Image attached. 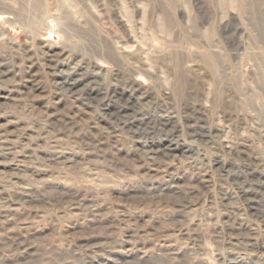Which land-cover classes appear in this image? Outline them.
Listing matches in <instances>:
<instances>
[{"label":"rangeland","instance_id":"374dc122","mask_svg":"<svg viewBox=\"0 0 264 264\" xmlns=\"http://www.w3.org/2000/svg\"><path fill=\"white\" fill-rule=\"evenodd\" d=\"M0 264H264V0H0Z\"/></svg>","mask_w":264,"mask_h":264},{"label":"bare ground","instance_id":"6f19581e","mask_svg":"<svg viewBox=\"0 0 264 264\" xmlns=\"http://www.w3.org/2000/svg\"><path fill=\"white\" fill-rule=\"evenodd\" d=\"M58 85L60 87V89H62L63 91H67V92H72L74 90H76V86L74 84H76V80L74 79H71L69 81L67 80H64V79H60L58 80ZM78 91V89L76 90ZM88 95V93H87ZM91 95V94H90ZM116 97V96H115ZM136 97V96H135ZM122 98V97H121ZM87 99V98H86ZM117 99V98H116ZM120 99V98H119ZM134 102L132 101V95L131 93L128 94V97L126 99L123 100V103H121V105H130L132 110L136 109V106L138 105V100H136V98H134ZM138 99V98H137ZM88 102L91 104L93 99L91 98V96H88ZM118 101V100H117ZM115 102V101H114ZM130 103V104H128ZM120 105V104H118ZM128 107V106H127ZM116 111V110H115ZM114 110H111V109H104L103 111V116L107 119H109L114 125L116 126H123V128H125L128 132H131V133H134L135 135H137L138 131L137 128L136 129H133L132 126H145V125H141V124H136L135 121H132V120H127V121H124L125 117L122 116L121 118V114L115 112ZM127 111V110H126ZM133 113V112H132ZM136 113V112H135ZM127 116V115H126ZM134 117V116H133ZM156 118V117H155ZM130 119V118H129ZM133 119V118H132ZM149 119V118H148ZM170 120L169 124H168V121ZM132 121L131 124H129V122ZM140 121V120H139ZM162 121V124L164 126H168L170 124H172L175 120H172L171 118H169L168 116L167 117H164V120H160ZM141 122V121H140ZM146 122V121H145ZM144 122V123H145ZM147 123V122H146ZM151 125V124H150ZM176 125V124H175ZM189 127V126H188ZM169 131V130H168ZM145 132V131H144ZM163 132V131H162ZM187 133V132H186ZM148 135V134H147ZM190 136H192V138H194L195 136L190 133ZM143 145V144H142ZM151 148V151H153L154 153H156V148H154L153 146L150 147Z\"/></svg>","mask_w":264,"mask_h":264}]
</instances>
